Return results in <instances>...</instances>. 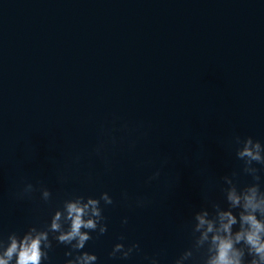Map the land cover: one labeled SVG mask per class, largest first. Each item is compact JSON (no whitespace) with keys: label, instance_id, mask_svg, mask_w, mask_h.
I'll return each instance as SVG.
<instances>
[{"label":"water","instance_id":"water-1","mask_svg":"<svg viewBox=\"0 0 264 264\" xmlns=\"http://www.w3.org/2000/svg\"><path fill=\"white\" fill-rule=\"evenodd\" d=\"M237 135L264 144V0H0V234L107 192L108 231L84 250L123 264L108 252L137 243L126 264H173L221 177L252 182ZM26 183L50 200L17 199Z\"/></svg>","mask_w":264,"mask_h":264},{"label":"clouds","instance_id":"clouds-1","mask_svg":"<svg viewBox=\"0 0 264 264\" xmlns=\"http://www.w3.org/2000/svg\"><path fill=\"white\" fill-rule=\"evenodd\" d=\"M234 154L242 161V173L252 182L238 186L236 173L221 177L224 187L222 203L210 201L191 217L190 244L173 261V264H264V144L251 136L232 138ZM99 152V149H97ZM259 165L260 167H257ZM155 172L150 180L159 177ZM39 191V199L48 202L51 192L36 189L26 183L15 194L17 199L31 198ZM126 199V196H125ZM147 201L137 200L136 207H146ZM113 205L107 192L98 198L76 195L65 199L49 216L43 227H28L22 233L0 234V264H52L50 253L54 244L64 246V264H98L94 253L85 251L92 233L103 236L107 231L104 208ZM127 218L121 220L127 225ZM123 241L124 236L117 237ZM137 243H115L108 252L109 261L126 264L132 256L139 255ZM161 253L144 256L146 264H161Z\"/></svg>","mask_w":264,"mask_h":264}]
</instances>
